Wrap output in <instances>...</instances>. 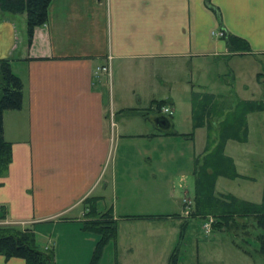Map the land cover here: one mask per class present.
<instances>
[{
  "label": "crops",
  "instance_id": "1",
  "mask_svg": "<svg viewBox=\"0 0 264 264\" xmlns=\"http://www.w3.org/2000/svg\"><path fill=\"white\" fill-rule=\"evenodd\" d=\"M210 4L217 8V14L206 6L205 0H51L46 24L34 29L30 41L24 14L0 13V60L10 63L12 73L23 86L21 109L2 116L4 140L11 145V162L6 175L0 178V209H4L8 222H23L39 248L52 250L54 264H59V260L61 264H89L95 236L86 230L90 219L83 203L87 198L96 200L99 214L110 211L115 221L130 219L116 213L122 161L118 149L122 141H147L152 147L143 157L134 156L135 168L145 164L159 169L171 158L166 142H194L204 130L205 137L211 139L209 146L202 153L195 152V161L194 154L189 159L194 182L203 155L218 148L232 111L228 107L235 102L228 95L207 92L208 88L217 91L215 75L208 80L202 75L197 86L192 79L181 84L189 90L191 108L192 95L203 94L211 95L215 99L213 105L220 108L219 113L206 117L204 125L196 129L190 111L186 118V123H191L189 134L174 130L169 119L176 107L171 93L168 101L160 99L169 106L172 115L166 118L171 127L163 131L155 126L154 119L162 115L153 110V103H157L154 91L148 92L149 88L154 90V78L140 76V71L171 61L217 63L246 57L257 59L254 61L263 68L255 74L257 83L264 79V0H210ZM222 30L246 42L248 49L229 50L219 35ZM101 67H107L108 72L101 71ZM112 70L120 80L126 76V88L130 89L135 107L123 104L124 93L119 88H115L116 94L113 91L107 106L103 83L111 77ZM160 79L168 84L164 77ZM143 99L149 108L141 111ZM252 101L256 100H247ZM222 109L227 113H221ZM249 123L246 116V141L228 139L223 145L221 155L232 163L238 177L217 176L216 196L240 200L225 192L230 191L227 186L235 184L240 190V182H257L246 173L252 167L243 148L248 147ZM219 187L223 192H218ZM100 203L108 204V208L100 211ZM139 220L150 218L142 216ZM63 234L87 239V243L75 246L74 241L64 248ZM118 234L119 230L115 241L104 247L99 264L147 259L148 245L137 244L138 238L119 243ZM0 264L25 262L0 256Z\"/></svg>",
  "mask_w": 264,
  "mask_h": 264
},
{
  "label": "rangeland",
  "instance_id": "2",
  "mask_svg": "<svg viewBox=\"0 0 264 264\" xmlns=\"http://www.w3.org/2000/svg\"><path fill=\"white\" fill-rule=\"evenodd\" d=\"M254 60L257 59L235 57L232 60H221L217 63L203 60L194 64L171 61L170 63L156 64L153 66L154 68L148 66L146 68H151V70L144 69L139 72V75L154 78V90L149 88L148 92L154 91L157 102H160V99L168 101L171 93L175 99L176 107L175 113L171 114L169 119L174 123V130L189 134H192V130L188 129L189 126L191 128V123L189 120L186 123V118L190 111L192 113L191 100L189 90L181 86L186 80L192 79L193 84L197 86L203 78L202 75L206 76L207 80L215 75L217 91L208 88L207 92L217 93L222 95L221 97L228 95L229 100L235 102L234 106L228 107L232 111L233 109L235 111L237 103L240 101L256 100L263 104L262 110L249 112L246 115L250 121L248 124L250 135L247 140L248 145H246L248 147H243L246 149L249 164L252 165L246 173L250 177L256 178L257 182H240V190L236 189L235 184L227 186L230 187V191L225 189L226 193H232L240 200L244 199L251 203H255L252 202L254 200H259L260 204L263 201V196L260 193L264 187V79L260 78L261 83H257L255 74L258 71L262 72L263 68L259 66L258 61ZM151 71L154 72L151 73ZM161 77H164L168 84H165L166 81L163 82ZM127 81L126 76L121 77L120 80L114 70H112L111 77H106L103 85L107 106L113 91L115 93V88L116 90L119 88L121 94L124 93L123 104L130 107L136 106L132 97L130 98V89L126 88L129 84ZM227 83H230V86ZM179 86L181 87L178 89ZM184 88L185 90H183ZM223 100L224 98H221V101ZM155 104L156 102L153 103V110L157 113L160 107L157 108ZM162 106H166V104ZM215 106L207 105L208 113L213 116L219 112L213 111ZM139 108L144 111L145 108H149V104L143 99ZM258 112L260 113L257 114ZM224 113H227L226 109ZM256 116L261 119L254 120L253 117ZM132 118L135 117L132 116ZM125 119L127 118L123 117V120ZM135 120L137 122L138 117ZM240 130H243V127L240 126ZM195 138V141L190 143L181 139H171L166 142L168 146L166 152L170 153L171 158L159 169L156 165L152 167L145 164H139L135 168L134 156L143 157L152 147L147 141L131 138L120 143L118 153L122 157V161L120 181L117 183L116 213L118 216H129L130 219L118 218L116 221V228L119 230L118 240L119 243L127 244L134 239L137 241L138 238L137 244L149 247L146 260L141 258L128 260L129 262L125 264H169L170 257L174 254L176 264H264V259L259 253L260 245L256 239L262 231L255 227L252 218L236 219L237 228L215 230L210 226L209 232H206L204 225L212 216H196L195 213L190 216L185 215V211L192 212L195 205V183L190 173L192 166L189 159L193 154L195 155V152L196 154L202 153L201 151L211 142L210 138L205 137L204 130L200 131ZM203 157L202 164L205 159ZM195 158L196 155L194 161ZM207 172L210 173L211 168H208ZM152 175L155 176L154 179ZM218 192L223 191L220 188ZM242 193H245L244 196ZM188 202L191 203L189 208H187ZM106 207L108 208L106 203L99 204L100 211H104ZM142 216L149 217L150 220H139V217ZM158 218L161 219L157 220ZM212 220V224L215 223L213 218ZM0 226L21 231L27 230L24 228L23 222L20 224L8 222L4 209H0ZM86 230L88 231L89 228ZM91 234L95 236V241L91 247L90 262L99 241L97 234ZM62 236L61 242L64 248L68 245L71 246L72 244L69 243L74 241H76L75 246L87 243V239L82 241L83 238L79 239L65 234ZM113 242L111 241V243ZM34 244L40 250L52 252L50 248H39L36 243ZM69 247L66 249L70 250ZM61 263L62 261L59 260V264ZM74 264H78V261H75Z\"/></svg>",
  "mask_w": 264,
  "mask_h": 264
},
{
  "label": "trees",
  "instance_id": "3",
  "mask_svg": "<svg viewBox=\"0 0 264 264\" xmlns=\"http://www.w3.org/2000/svg\"><path fill=\"white\" fill-rule=\"evenodd\" d=\"M50 2L51 0H0V13L24 14L26 16V33L30 41L34 29L46 24ZM205 4L211 11L218 13L217 8L210 4V0H205ZM222 38L231 51L244 52L248 49L246 42L223 30ZM22 98V82L12 73L10 63L7 60H0V178L6 175L11 162V145L4 140L2 116L7 111H19L22 107ZM214 102L215 99L211 95H192L194 129L204 125V119L211 115L208 113L207 105ZM155 105L159 108L164 105V102H157ZM237 105L235 111L233 109L229 113L230 119L219 139L218 148L204 157V163L195 173V205L191 215L195 213L196 216H212L215 223L211 224V227L215 230L237 228L236 219L252 218L255 227L262 231L256 239L260 245L259 253L264 259V190L263 201L260 204H252L231 196H216L214 194L217 176H228L232 179L238 177L233 170L232 163L221 155L223 145L228 139L246 141V115L249 112L262 110L263 107L262 103L256 101H240ZM214 110L220 111L218 105L213 108ZM240 126L243 127V130H240ZM240 133L242 138L238 136ZM166 134L170 133L166 132ZM208 168H211V174L207 172ZM95 202L94 198H87L83 203L88 210L86 217L90 219L85 224L86 228H89L90 233L99 236V241L89 264H98L104 247L111 241H115L117 236L116 221L111 212L106 211L99 214ZM34 243V235L30 230L21 231L20 229L0 226V256L5 259L19 258L24 260L25 264H54L53 253L38 249ZM175 257V254L170 257L169 264H176Z\"/></svg>",
  "mask_w": 264,
  "mask_h": 264
},
{
  "label": "built area",
  "instance_id": "4",
  "mask_svg": "<svg viewBox=\"0 0 264 264\" xmlns=\"http://www.w3.org/2000/svg\"><path fill=\"white\" fill-rule=\"evenodd\" d=\"M219 35H222V33H220ZM100 70L103 71V72H108L107 67H101ZM158 113H159L160 115L165 116V117H166V116H167V117H170V116H171L170 109H169V107H167V106H162V107H160V109L158 110ZM190 204H191V203L188 202V207H187V208L190 207ZM191 213H192L191 211H185V215H186V216H190ZM212 222H213L212 218H209V220L207 221V223L204 225V228H205L206 232H209V230H210V226H211Z\"/></svg>",
  "mask_w": 264,
  "mask_h": 264
},
{
  "label": "water",
  "instance_id": "5",
  "mask_svg": "<svg viewBox=\"0 0 264 264\" xmlns=\"http://www.w3.org/2000/svg\"><path fill=\"white\" fill-rule=\"evenodd\" d=\"M154 124H155V126L158 129L163 130V131H167L171 127L170 121L166 117H164V116H158V117H156L154 119Z\"/></svg>",
  "mask_w": 264,
  "mask_h": 264
}]
</instances>
